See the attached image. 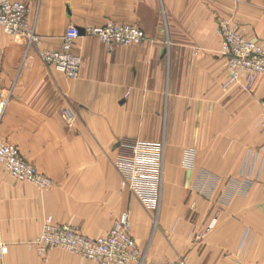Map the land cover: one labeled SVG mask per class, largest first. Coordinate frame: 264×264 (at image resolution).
<instances>
[{
    "label": "crops",
    "instance_id": "obj_1",
    "mask_svg": "<svg viewBox=\"0 0 264 264\" xmlns=\"http://www.w3.org/2000/svg\"><path fill=\"white\" fill-rule=\"evenodd\" d=\"M15 1L40 42L0 30V98H9L0 138L54 183L40 190L0 164V264H92L59 248L41 256L31 242L47 217L99 238L124 212L146 263L264 264V169L258 181L239 175L247 149L263 145L264 76L250 92L228 86L218 34L227 19L264 42V0ZM109 22L146 38L111 48L80 36L74 80L42 63L39 53L61 50L69 28ZM132 138L165 142L156 213L120 188L117 144Z\"/></svg>",
    "mask_w": 264,
    "mask_h": 264
},
{
    "label": "built area",
    "instance_id": "obj_2",
    "mask_svg": "<svg viewBox=\"0 0 264 264\" xmlns=\"http://www.w3.org/2000/svg\"><path fill=\"white\" fill-rule=\"evenodd\" d=\"M0 30L25 40L30 45H39L40 39L31 25L25 3L15 0H0ZM85 36L97 38L109 47L135 46L141 44L145 32L133 25L109 22L100 27L84 30ZM218 34L222 38V54L228 60L227 85L241 84L247 91L256 79L264 75V42L245 38L237 27L227 19L218 21ZM80 30L71 27L63 37L61 50H43L39 53L42 63L65 75L69 79L80 77L82 61L73 52L80 38ZM244 80V82H243ZM8 97L0 98V124L6 109ZM67 123L73 126L75 116L67 111ZM162 149L160 146L139 141H124L120 145L116 168L121 175L120 188L137 197L147 209L159 211L163 185ZM0 164L18 182H28L41 189L52 185L37 169L25 162L16 147L0 141ZM264 169V144L259 150H248L242 162L239 175L245 180L258 181ZM192 204V208H194ZM247 234L243 237L240 251L244 250ZM41 256L49 250L62 249L81 256L92 264H186L184 260L164 263H146L144 253L139 249L133 235L129 212H124L105 237L91 238L74 226L58 224L47 217L43 230L32 242ZM8 252L0 244V258Z\"/></svg>",
    "mask_w": 264,
    "mask_h": 264
},
{
    "label": "rangeland",
    "instance_id": "obj_3",
    "mask_svg": "<svg viewBox=\"0 0 264 264\" xmlns=\"http://www.w3.org/2000/svg\"><path fill=\"white\" fill-rule=\"evenodd\" d=\"M232 25L233 26H235L233 23H232ZM137 27V26H136ZM235 27H237V26H235ZM261 76H264V75H261ZM261 76H259L257 79H256V81L261 77ZM255 81V82H256ZM243 82H244V80H243ZM255 82L251 85V87H250V89L249 90H247V92H250L251 91V88H252V86L255 84ZM68 124V123H67ZM75 124V123H74ZM73 124V125H74ZM69 126V125H68ZM262 126H263V128H264V122L262 123ZM71 127H73V126H69V128H71ZM262 136H263V144H264V131H263V134H262ZM127 140H130V141H139V142H143V143H148V144H152V145H157V146H160V148L162 149V156H163V158H162V163H163V180H164V164H165V142L164 141H159V142H153V141H146V140H142V139H137V138H132V139H124V140H122V141H120L118 144H117V157H116V160L118 159V156H119V149H120V145L124 142V141H127ZM0 141H5V142H7V143H9V144H11L10 142H8L7 140H5V139H2V138H0ZM11 145H13V144H11ZM14 147H16L17 149H18V151L20 152V154H21V156H22V158H23V160L25 161V162H27L28 164H31V165H33L36 169H37V167L34 165V164H32L31 162H29L28 160H26L25 159V157L22 155V153H21V151H20V149L17 147V146H15V145H13ZM263 146V145H262ZM261 146V147H262ZM248 150H259V149H255L254 147L253 148H248L247 149V151L245 152V155H244V158H243V160L245 159V156H246V153L248 152ZM243 162V161H242ZM115 164H116V161H115ZM115 167H116V165H115ZM117 169V168H116ZM37 171L43 176V177H45V178H47V179H49V180H51V182H52V185L50 186V187H48V188H46V189H41V188H39V187H37V188H39L40 190H47V189H49V188H51L52 186H53V180L51 179V178H49V177H47L45 174H43V173H41L38 169H37ZM118 171V170H117ZM119 173V172H118ZM208 174V175H207ZM120 175V174H119ZM205 175H207L205 178H210L212 175L211 174H209V173H205ZM202 177V176H201ZM212 178V180H217L218 179V177L215 175V176H212L211 177ZM247 181H249V180H247ZM22 183H28V182H22ZM31 184V183H30ZM120 184H121V175H120ZM122 215V214H121ZM120 215V216H121ZM53 218V217H52ZM54 220V219H53ZM68 225V224H67Z\"/></svg>",
    "mask_w": 264,
    "mask_h": 264
},
{
    "label": "bare ground",
    "instance_id": "obj_4",
    "mask_svg": "<svg viewBox=\"0 0 264 264\" xmlns=\"http://www.w3.org/2000/svg\"><path fill=\"white\" fill-rule=\"evenodd\" d=\"M85 29H86V28H84L83 30L79 29V30H80V35H81V36H85V35H84V34H85V32H84ZM62 46H63V43H62ZM53 51H57V50H53Z\"/></svg>",
    "mask_w": 264,
    "mask_h": 264
}]
</instances>
